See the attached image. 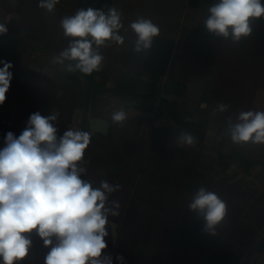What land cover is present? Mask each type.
Here are the masks:
<instances>
[{"label": "crops", "instance_id": "crops-1", "mask_svg": "<svg viewBox=\"0 0 264 264\" xmlns=\"http://www.w3.org/2000/svg\"><path fill=\"white\" fill-rule=\"evenodd\" d=\"M216 2L59 0L47 12L39 0H0L7 28L0 61L13 65L0 105V149L34 112L58 114V135L69 128L90 132L81 179L121 186L109 197L119 202V215L106 225L105 252L113 264H120L117 256L123 264H264V144H235L228 134L241 112L264 111V17L253 22L251 35L233 42L204 26ZM88 7L117 8L124 43L106 42L100 71L86 76L51 65L38 50L58 55L67 48L72 38L61 19ZM140 16L161 30L147 53L134 51L137 37L129 27ZM121 106L128 119L117 125L111 113ZM94 118L108 121L106 132L91 129ZM184 132L196 138L193 146L178 144ZM200 187L227 205L212 231L189 208ZM31 240L18 264H45L51 246L35 230Z\"/></svg>", "mask_w": 264, "mask_h": 264}, {"label": "clouds", "instance_id": "clouds-1", "mask_svg": "<svg viewBox=\"0 0 264 264\" xmlns=\"http://www.w3.org/2000/svg\"><path fill=\"white\" fill-rule=\"evenodd\" d=\"M59 0H39V7L52 12ZM204 26L211 34L239 42L252 33L253 22L264 17V0H218L208 8ZM121 12L115 8L88 7L60 21L69 46L53 57L68 72L91 75L100 71L104 57L99 49L106 42L124 43ZM136 34L134 51L147 53L160 27L149 18L137 17L129 25ZM7 32L0 23V34ZM67 62V63H65ZM0 105L5 102L13 65L0 61ZM227 106L221 104L219 111ZM58 114L30 115L27 126L17 137L5 136L0 149V264H18L32 247L31 234L51 246L45 264H113L105 250L109 216L119 215L120 204L109 197L120 185L101 180L81 179L86 174L85 152L91 143L89 131L69 128L58 135ZM128 119L124 106L111 113V120L122 125ZM238 122H229L228 134L235 144H264V111H243ZM196 138L188 132L178 138L180 146L191 147ZM191 210L203 214L209 231L223 221L227 205L215 193L200 187L192 196ZM55 240V243H54ZM123 264V256H117Z\"/></svg>", "mask_w": 264, "mask_h": 264}, {"label": "water", "instance_id": "water-1", "mask_svg": "<svg viewBox=\"0 0 264 264\" xmlns=\"http://www.w3.org/2000/svg\"><path fill=\"white\" fill-rule=\"evenodd\" d=\"M90 126L94 132H106L108 129V121L105 119L94 118L90 120Z\"/></svg>", "mask_w": 264, "mask_h": 264}, {"label": "built area", "instance_id": "built-area-1", "mask_svg": "<svg viewBox=\"0 0 264 264\" xmlns=\"http://www.w3.org/2000/svg\"><path fill=\"white\" fill-rule=\"evenodd\" d=\"M16 42H20L19 40H17ZM38 50V49H37ZM36 50V51H37ZM38 54H40V55H42V56H47L46 58L48 59V61L50 62V64L51 65H53L54 64V62H53V57L54 56H57L56 54H54L52 51H50V50H46V49H40V50H38ZM83 89L85 90V91H89L90 90V86L87 84V85H85V86H83Z\"/></svg>", "mask_w": 264, "mask_h": 264}]
</instances>
